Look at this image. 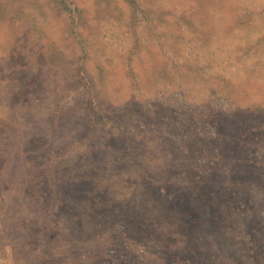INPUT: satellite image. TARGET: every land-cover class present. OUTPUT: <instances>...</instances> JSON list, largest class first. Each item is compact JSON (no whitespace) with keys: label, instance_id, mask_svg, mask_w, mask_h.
<instances>
[{"label":"rangeland","instance_id":"374dc122","mask_svg":"<svg viewBox=\"0 0 264 264\" xmlns=\"http://www.w3.org/2000/svg\"><path fill=\"white\" fill-rule=\"evenodd\" d=\"M0 264H264V0H0Z\"/></svg>","mask_w":264,"mask_h":264},{"label":"trees","instance_id":"16d2710c","mask_svg":"<svg viewBox=\"0 0 264 264\" xmlns=\"http://www.w3.org/2000/svg\"><path fill=\"white\" fill-rule=\"evenodd\" d=\"M134 83H138L137 82V80H135V82ZM122 151H125L124 153H125V155L127 156V157H125V158H130V160L129 161H132V163H137V160L134 158V152H136V150H134L132 147H131V145H130V143L128 144V146L124 149V150H122ZM124 158V159H125ZM115 225H111L110 226V228L112 229L113 227H114ZM124 233L125 234H127V236L129 235V233H128V231H124ZM127 236L126 237H124L125 239H127ZM32 239L34 240H36V242H38V243H40L39 244V248L40 249H44L45 248V250H43L42 251V253L44 252L46 255H47V257L49 258L50 257V252H49V246H48V242H49V234H48V229L46 228V227H43V228H41V229H38L37 230V232H36V234L32 237ZM34 240V241H35ZM37 247V246H36ZM77 250L79 251V253L81 254V255H86V258H88L89 259V254H86V250L84 251L82 248L81 249H78V247H77ZM74 254H76V252H74ZM77 257H78V252H77ZM49 263V262H48Z\"/></svg>","mask_w":264,"mask_h":264}]
</instances>
